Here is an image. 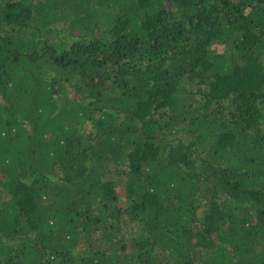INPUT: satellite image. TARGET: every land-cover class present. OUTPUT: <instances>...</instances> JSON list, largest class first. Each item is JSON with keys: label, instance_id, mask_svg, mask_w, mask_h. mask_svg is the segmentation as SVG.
I'll use <instances>...</instances> for the list:
<instances>
[{"label": "trees", "instance_id": "trees-1", "mask_svg": "<svg viewBox=\"0 0 264 264\" xmlns=\"http://www.w3.org/2000/svg\"><path fill=\"white\" fill-rule=\"evenodd\" d=\"M0 264H264V0H0Z\"/></svg>", "mask_w": 264, "mask_h": 264}]
</instances>
